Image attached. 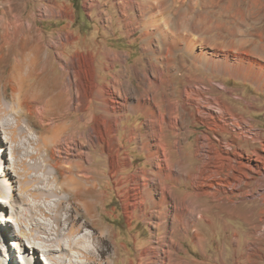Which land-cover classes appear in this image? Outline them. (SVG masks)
<instances>
[{
  "label": "bare ground",
  "instance_id": "6f19581e",
  "mask_svg": "<svg viewBox=\"0 0 264 264\" xmlns=\"http://www.w3.org/2000/svg\"><path fill=\"white\" fill-rule=\"evenodd\" d=\"M12 1L8 0L9 14L0 15V149L5 153V148L9 146L15 153H21L23 149L28 151V146H34L41 152L49 151L48 157L43 156L42 159H36L34 164H31V169L36 175L33 174L35 176L29 178L30 180L25 179L27 174L24 176L26 182L21 186L24 202L21 205L16 200L17 194L13 187L15 181L13 178L20 174V169L16 167L17 169L12 170L13 174L8 165L6 166L7 158L6 161L0 158V212H3L0 221L10 226V222H13L11 216L15 215L19 208L24 205L29 209L16 218L22 228L24 221L27 220L30 221L31 227L28 232L22 229L23 231L16 233L15 247L20 254L26 252L27 246L34 250L33 257L32 255L27 257V253L25 254L27 258L25 255L22 256L21 264H42V256L39 257V253L47 258V264H104L105 262L110 264L105 258L113 250L108 245L110 234L107 229L100 230L97 217L99 200H105L107 196L106 190L98 189V177L105 172L101 169L104 164L101 165L96 161L91 151L78 150V144L84 145L85 140L82 138L86 139L89 146L94 144L99 147V142H104L109 174L116 178L115 184L124 202L128 220L132 222L136 217H144L145 221L155 228L150 243L137 254L140 261L138 264H185L184 258L179 256L183 247L174 236L188 234L196 222L204 216L202 209L194 203L192 195L195 194V198L198 199L204 195L212 196V200L218 202L216 206L223 207L225 198L219 196L221 191L235 192L241 189L243 184H249L250 172L259 173L258 181L264 180L263 135L260 131H253L245 117L239 118V121H236V116L231 113L225 117L222 111L226 110L227 106L218 99L204 100L201 96L205 87L187 86L184 90L186 102L182 105L184 117L190 105L194 104L197 107L198 118L207 124L211 131H216V134L227 130L238 133L229 143H222L221 138L218 137L223 145L222 148H217L209 133L199 135L197 154L203 159V163L197 166L195 172L185 174L183 170L185 160L180 159L175 162L172 156V152L176 149L180 154L183 153V144L177 140L174 147L170 148L165 140L168 135L166 126L172 130V136L181 138L184 133L179 128L180 104L173 98L174 90L165 91L160 98L161 89L167 82L166 72L160 66H156L158 71L153 74L154 78L150 76L142 78L144 92L133 105L135 110L142 109L149 116L147 127L150 129V136H148L152 139H146L143 148L147 150L148 159L153 167L139 168L137 172L124 174V171L132 166L133 159L128 152L121 154L123 146L119 142L118 131L125 115L116 113L128 106V97L120 100L117 90L113 91L106 85V94L101 91L99 94L105 112L94 113L92 104L98 88L94 55L81 54L76 50L69 59L64 60L66 46L75 42L73 33L62 29L45 40L43 29L31 21V18L35 19L37 14H29L24 18L21 14L13 13ZM247 10L240 8L243 15ZM38 15L40 19L62 16V14ZM171 22L176 30L184 24L175 18L169 20L167 24ZM147 23L150 26L158 24L150 20ZM181 36V32L178 35L165 32L162 39L173 46L178 44L182 39ZM183 37L191 47L194 42L191 43L192 40L187 35ZM146 41L150 42V34L146 37ZM51 47L55 48V55L51 54L49 50ZM150 52L154 57L156 56L155 50ZM214 54H223L222 61L218 62L214 59L212 62L203 61L204 66L215 71L217 70L215 66L221 65L226 69L225 72L244 79H252L264 89V63L261 60L258 61L245 54L246 56L238 55L240 59L235 63L228 59L232 55L230 52L215 51ZM202 56V53L196 55L198 59ZM58 63L61 72L58 71ZM164 102L165 110H163ZM72 110L83 112L82 120L86 124L91 123L88 132L87 130L80 133L71 131L73 121L68 117L73 114ZM35 116L45 127L36 137L32 136V131L36 128L32 117ZM240 138L260 141L262 145L254 148L252 153H246L234 146ZM50 166L54 171L49 169ZM29 171L26 170L27 173ZM2 176H5L7 181L4 185L1 183ZM183 178L188 184L192 183L194 192H188L182 198H178L174 194V187L180 185ZM11 180L12 185L9 183ZM233 196L229 195V202L234 201ZM2 198H5L12 207V214H5L9 209ZM76 202L77 208L81 211L78 216H74L76 207L73 204ZM69 203L72 205L68 206ZM138 210L140 213L137 215ZM162 229L164 235L160 236L159 230ZM0 231L2 236L8 235L7 229L1 227ZM198 232L195 233V240L200 241ZM259 234L264 235V228ZM24 236L26 239H23ZM12 264H17L15 256ZM130 264H134L133 261Z\"/></svg>",
  "mask_w": 264,
  "mask_h": 264
},
{
  "label": "rangeland",
  "instance_id": "374dc122",
  "mask_svg": "<svg viewBox=\"0 0 264 264\" xmlns=\"http://www.w3.org/2000/svg\"><path fill=\"white\" fill-rule=\"evenodd\" d=\"M223 1L13 0L11 5L13 13L21 14L24 18H27L29 14H37L35 19L31 18V21L43 29L45 40L50 39L58 30L64 29L73 33L75 42L66 46L64 60L69 59L76 50L81 54L91 53L94 55L98 83L92 104L94 113L105 112L104 103L99 98V94L101 92L106 94V85L110 86L113 91L117 90L120 100L128 97V106L121 109L119 111L121 113H116L117 115H125L118 131L119 142L123 146L121 154L124 155L128 152L133 159L132 166L126 169L124 174L137 172L139 168L149 169L153 167L148 159L147 150L143 148L144 142L149 138L152 139L149 137L150 129L147 127L149 116L142 109L135 110L133 105L144 92L145 86L142 78L146 76L154 78L153 74L158 71L156 66L163 68L166 72L167 82L161 89L160 98L163 97L165 91L174 90L176 95L174 94L173 98L178 101L181 110L179 128L185 133L181 138L172 136V130L166 126L165 130L168 129V135L165 140L169 143L170 148L174 147L177 140L183 144V153L180 154L177 149L172 152L173 161L184 159V173L190 174L195 172L197 166L203 163V159L197 154L199 135L209 133L217 148H222V143L231 142L238 132L227 130L220 131L217 135L216 131H211L208 125L198 118L197 107L194 104L190 105L189 111L184 117L182 105L186 102L184 90L187 86L200 85L205 87L201 96L204 100L215 101L218 99L227 106V109L222 111L225 117L229 116L228 113L234 114L236 121L245 117L244 119L252 126L253 131H260L264 138L263 87L260 88L252 79H244V77L225 72L226 69L221 65L215 66L217 70L214 71L204 66L203 63V61L208 60L212 62L213 59L218 62L222 61L223 54L216 55L214 54L215 51L232 53V57L230 56L228 59L233 62L238 61L239 56L246 54L264 63V55H262L264 54V0ZM224 6L225 8H223ZM9 7L8 0H0V15L9 14ZM241 7L244 10L248 8V14L243 15L240 11ZM249 7L251 8L249 9ZM38 14H62V16L40 19ZM174 18L184 23L179 26V30L172 27V22L167 24L169 20ZM149 20L154 21V23L158 22L161 26L158 24L150 26L147 23ZM203 24L205 26L210 25L205 27ZM165 32L175 35L181 32L182 39L173 46L167 44L168 42L165 43L162 39ZM149 34L150 42L148 43L146 37ZM186 35L192 40L191 43L194 42L191 47L188 46L187 41L183 40V36ZM49 50L52 55H55L54 47L49 48ZM150 50L156 51L155 57ZM200 53L203 56L198 59L196 55ZM168 62L169 64H167ZM57 65L58 71L61 72L60 64ZM241 71L244 72V70ZM165 106L166 103L164 102L163 110H165ZM72 111L73 114L68 117L69 120L73 121L71 131L80 133L87 130L86 132H88L91 123L86 124L82 120L83 112ZM32 121L34 124L36 123L32 136L36 137L39 131L45 127L36 116L32 117ZM218 137L221 138L222 143L219 142ZM82 140H85L84 145L78 144V150L91 151L95 160L99 161L101 165L104 164L101 169H104L105 172H102V176L100 174L98 177V189L106 190L107 196L105 200H99L97 217L100 230L107 229L106 231L110 234L108 245L113 249L111 254H107L105 258L110 261V264H130L132 261L134 264H138L140 261L137 254L150 243L155 228L145 221L144 217H136L132 222L128 220L124 202L115 184L116 178L109 174L107 152L103 147L104 142H99V147H96L94 144L89 146L85 138ZM261 145L260 141L254 142L250 139L240 138L237 139L234 146L246 153H252L254 148ZM5 150L7 151H5L6 154L0 149V158L3 161L4 159L6 161L7 158L6 166L8 165L7 167L11 171L20 169V174L13 178L15 179L13 187H15L17 194L16 200L21 205L24 202L22 200L24 195L21 190L22 183L26 182L25 179H32L36 175L31 169L32 165L36 159H42L43 156L48 157L49 151L43 150L41 152L34 146H28V151L23 149L21 153H15L9 146ZM49 169L54 171L52 166ZM26 170H30V174ZM12 172L14 174V171ZM258 177H260L259 173L250 172L249 184H243L241 189L235 190L236 193L221 191L219 196L225 198L223 207L216 206L218 202L212 200V196L204 195L198 199L195 198V194L192 195L194 203L202 209L204 216L191 228V233L174 236L183 247V252L181 251L179 256L184 258L185 264H196V262L198 264H264V235L259 234V231L264 228V180L258 181ZM6 182L5 176H2L1 183L4 185ZM182 182L174 187V194L178 198H182L188 192H194V186L191 182L188 184L185 178L182 179ZM9 183L12 185V180ZM25 195L31 197L29 194ZM229 195L233 196V202H229ZM2 199L7 203L5 198ZM69 205L72 204L69 203ZM73 205L76 207L74 216H78L81 212L77 208L78 203ZM7 208L9 212H5V214H12V207L8 203ZM147 208L149 209V207ZM27 211H29L27 206L23 205L19 208L17 213L11 216L13 222H10V226L0 221V228L7 229L8 232V235L2 236L0 231V264H12L14 256L17 264H21L23 262L22 256L26 253L27 257L31 255L33 257L34 250L30 249V246H27L26 252L22 254L15 247L16 233L23 230L28 232L31 227L29 220L24 221L23 228L16 220L23 212L26 213ZM139 213L138 210L136 214ZM2 214L3 212H0V218ZM196 232L201 237L200 241L195 240ZM159 234L163 236L164 230H159ZM23 239H26V236ZM39 257H41L42 264L48 263L44 255L39 253Z\"/></svg>",
  "mask_w": 264,
  "mask_h": 264
}]
</instances>
